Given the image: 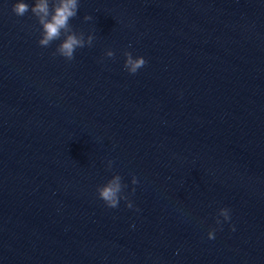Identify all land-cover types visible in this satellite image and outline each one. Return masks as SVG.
I'll use <instances>...</instances> for the list:
<instances>
[{
  "label": "water",
  "instance_id": "obj_1",
  "mask_svg": "<svg viewBox=\"0 0 264 264\" xmlns=\"http://www.w3.org/2000/svg\"><path fill=\"white\" fill-rule=\"evenodd\" d=\"M12 3L0 264H264V0H81L70 23L95 38L70 61ZM125 49L147 61L135 74ZM114 173L139 211L99 198Z\"/></svg>",
  "mask_w": 264,
  "mask_h": 264
},
{
  "label": "clouds",
  "instance_id": "obj_2",
  "mask_svg": "<svg viewBox=\"0 0 264 264\" xmlns=\"http://www.w3.org/2000/svg\"><path fill=\"white\" fill-rule=\"evenodd\" d=\"M81 0H13L12 11L17 16H23L29 10L31 14L37 19L39 29L38 44L47 47L53 41H59L56 44L53 55H60L66 60H72L76 49L83 48L86 45L91 46L95 35L89 32L87 35L83 31H77L70 23L71 18L78 14ZM83 19L85 21L93 20L91 14H85ZM105 56H114V51L111 48L106 49ZM124 68L130 74H135L144 66L147 61L142 55L134 56L133 53L127 49L124 50ZM113 160L109 158L105 167L111 169ZM139 180L135 174L131 176V184L135 186ZM128 187L123 182L119 173H114L103 184L97 186V194L103 200L106 206L110 208H117L120 201L123 200L128 208L138 207L130 198V193H126L125 189ZM135 187L131 189V193L135 192ZM222 218V219H221ZM231 220V209L228 207H221L215 217V227H210L207 236L209 239L215 237V232L222 229L225 222ZM232 230H235V225H229Z\"/></svg>",
  "mask_w": 264,
  "mask_h": 264
}]
</instances>
